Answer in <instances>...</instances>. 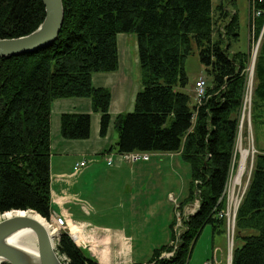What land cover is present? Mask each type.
I'll return each instance as SVG.
<instances>
[{"label":"trees","instance_id":"1","mask_svg":"<svg viewBox=\"0 0 264 264\" xmlns=\"http://www.w3.org/2000/svg\"><path fill=\"white\" fill-rule=\"evenodd\" d=\"M64 22L49 47L19 57L0 58V217L33 210L51 218V112L61 99L88 98L101 115L100 136L113 124L118 135L111 148L132 153L179 154L191 167L189 196L180 206L200 202L183 221L178 245L154 250L146 263L190 264L197 240L207 226L213 236L227 233L224 195L236 167L237 142L247 90L249 51L231 52L238 40L239 18L212 0H62ZM260 1V0H258ZM256 20L257 36L264 25ZM46 16L42 0H0V39L34 32ZM222 28V31H221ZM137 42L142 89L132 112L110 113L108 88H95L96 73L120 67L118 35ZM230 42V43H229ZM197 54L210 79L206 96L193 102L185 90L186 60ZM252 125L264 124V34L256 59ZM90 114H64L61 135L87 140ZM177 224L174 221L172 227ZM175 243L176 235L172 233ZM232 264H264V153H258L239 206ZM57 251L64 264H100L62 231ZM174 252L173 256L162 257Z\"/></svg>","mask_w":264,"mask_h":264},{"label":"rangeland","instance_id":"2","mask_svg":"<svg viewBox=\"0 0 264 264\" xmlns=\"http://www.w3.org/2000/svg\"><path fill=\"white\" fill-rule=\"evenodd\" d=\"M212 1L214 7H217L222 2V0ZM223 3L230 14L235 13L238 15L240 24L238 40L231 41V52L249 51L250 54V62L246 69L247 90L245 97H247L248 103L246 109L243 110L239 133L242 144L237 142V154L239 158L236 159V167L232 176L233 183L234 180L236 181L238 175L242 152L243 150L247 151L249 157L246 161L244 175L240 180L242 182L240 194H242L244 189L248 187L256 155L264 153V124L252 125L251 109L254 76L253 80H251L250 71L253 55L260 41L262 30L259 36H257L256 29L255 32L252 30L253 9H251L250 0H223ZM132 40L127 45V51L133 52L134 56L138 54V49L137 46H134ZM117 41L120 58V37ZM185 70L190 81L189 87L185 91H188L194 102L196 82L200 78H203L206 84H208L210 79L197 54L192 55L186 60ZM134 72V87L137 88L140 85L142 89L141 84L138 83V80H140V66L138 62L135 63ZM117 139V131L112 124L107 134V140L111 142V146L113 147ZM111 157L113 158V165L109 166L108 159ZM82 161H87L89 166L97 163L104 167L103 171L98 172L96 176L92 177L94 188L91 199L85 200L83 198L81 200L82 203L89 206L91 215L87 219L92 225L110 230L133 232L136 244L140 249L138 253H143L144 255L150 244H155L159 248L170 244L173 229L176 227L177 230H174V233L177 241L173 246L177 247L179 237L183 231V223L181 224V221L186 220L187 216L191 214L190 211L197 206L198 201L196 199L189 206L187 212L182 211L178 207V205H182L188 198L192 181L191 167L180 155L171 157L169 154L149 153L148 160L140 159L137 162L131 163L123 160L113 149L111 152L100 155L79 154L74 159L66 160L65 164L74 166L77 162L80 163ZM116 166H120L121 171L113 172L112 170ZM131 190H133L132 193ZM170 193H172L175 201L170 198ZM180 214L181 220L179 226L177 227L176 224L173 228L172 225L174 221L178 222ZM47 224L50 225L52 223L50 220H47ZM53 227L57 230V234L62 233L63 230L57 222L53 224ZM73 232L75 231L73 230ZM222 235L224 234L213 236L212 226L205 227L194 246L190 264H204L211 260L216 247L221 248L219 256H224L225 259L229 252L228 234L226 233V236L223 238L221 237ZM61 259L65 260L63 257Z\"/></svg>","mask_w":264,"mask_h":264},{"label":"crops","instance_id":"3","mask_svg":"<svg viewBox=\"0 0 264 264\" xmlns=\"http://www.w3.org/2000/svg\"><path fill=\"white\" fill-rule=\"evenodd\" d=\"M119 37V70L116 73H96L92 77V84L95 88H108L111 91L110 113L113 118L120 113L132 112L136 95L141 90L140 85L135 88L133 82L135 79L134 66L135 63H139L138 54L133 56V52L127 51V45H129L133 36L120 34ZM132 41L136 47V39L134 38ZM138 83L141 84L140 80H138ZM51 113L50 222H57L63 231H67L71 237H75L76 245L84 249L100 264L146 263L151 258L154 250L159 249L157 245L150 244L145 255L143 253L139 254L140 249L136 244L133 232L97 227L87 219L91 215L90 209L81 200L83 198L85 200L91 199L94 188L92 177L104 170L103 165L96 163L89 166L88 164L79 173H75L74 168L78 162L74 166L65 164L66 160L74 159L79 154L100 155L111 150V142L107 140V136L104 138L100 136L101 115L93 112L92 102L88 98L57 100L52 104ZM68 113L91 115V135L89 139L66 140L62 137L61 118ZM169 155L173 157L179 154ZM112 171L119 172L121 167L116 166ZM132 192L133 190H131ZM169 196L172 198V193ZM190 205L185 206L182 210L186 212ZM224 236H226V233L221 237ZM220 250V247H216L212 259H216L222 264L230 263L233 249L229 248L225 259L224 256H219Z\"/></svg>","mask_w":264,"mask_h":264},{"label":"water","instance_id":"4","mask_svg":"<svg viewBox=\"0 0 264 264\" xmlns=\"http://www.w3.org/2000/svg\"><path fill=\"white\" fill-rule=\"evenodd\" d=\"M42 2L46 12L42 24L29 35L13 39H0V58L35 53L56 41L64 22L63 1L42 0ZM255 64L256 57L253 61V76ZM29 212L34 213L35 211H12L9 216H5L7 214L5 213L0 217V264H28L16 249L7 243L11 236L25 230L32 231L36 238L38 260L35 264H64L57 251L61 234L53 235L41 220L32 217V215L21 214Z\"/></svg>","mask_w":264,"mask_h":264},{"label":"built area","instance_id":"5","mask_svg":"<svg viewBox=\"0 0 264 264\" xmlns=\"http://www.w3.org/2000/svg\"><path fill=\"white\" fill-rule=\"evenodd\" d=\"M250 2H251V9H253L252 10V12H253L252 30H253V32H255V29H256L255 22H256V20L258 18H260L263 15V12L257 8V2H262V0H260V1H258V0H250ZM263 34H264V25H263V28H262L261 37L259 39L260 41L258 42L257 49H256V51H255V53L253 55V61H254L257 53H258V49L260 47V43H261ZM250 71H251V80H253V75H252L253 74V72H252L253 71V62H252V66H251ZM206 87H207V84H206V81L203 78H200L196 82L195 88H194V96H195V100L198 103H201V101L205 98V96H206ZM246 98L247 97H245L244 109H246V105L248 103V99H246ZM238 142H240V144H242L241 135L238 138ZM120 156L123 158V160H125L127 162H131V163L137 162L140 159H145V160L149 159V154H146V153H132V154H125V155H120ZM88 164L89 163L87 161H82L80 163H77L75 168H74L75 173H79L82 169L86 168ZM108 165L109 166L113 165V158L112 157L108 159ZM233 173H234V169L231 172V176H230L229 182H228V184L226 186V189H225V192H224V195L226 196V209L223 210L222 212H220L219 215H218V217L220 219H224L226 221L228 240H229V248L231 250L234 248V232H235V226H236L237 211L239 209V206H240V204H241V202L243 200L244 194L246 192V189H244L242 194H240V192H241L240 189L242 188V182L241 181H240V184H235L234 183L235 180L232 183ZM236 191H238V193H236ZM171 199L174 200L173 197ZM199 206H200V202L197 201V206L193 210L190 211L191 214L188 215L187 218L189 216L195 214L197 212V210L199 209ZM178 207L180 209L179 205H178ZM181 214H182V212H181ZM181 214L178 217L177 227L179 226V223H180V220H181L180 219ZM54 223H56V222H53L52 224H50L51 227H53ZM182 223L183 222L181 221V224ZM53 228H55V227H53ZM174 230H177V228L175 227ZM72 238H73V240L75 239V237H72ZM170 245H174V243L171 242ZM173 254H174V252L164 253L162 255V257L169 258V257L173 256ZM204 264H222V263H220L216 259H212V260L207 261ZM228 264H231V262L228 263Z\"/></svg>","mask_w":264,"mask_h":264},{"label":"bare ground","instance_id":"6","mask_svg":"<svg viewBox=\"0 0 264 264\" xmlns=\"http://www.w3.org/2000/svg\"><path fill=\"white\" fill-rule=\"evenodd\" d=\"M242 150V147H241ZM249 157V153L247 151L242 152V159L240 163V168L238 171V175L236 177L235 184H240V180L244 175L246 161ZM11 213H7L5 216H9ZM22 215H32V217L41 220L46 224L47 229L53 235H57V230L47 224V221L42 219L41 216L37 215L36 213H21ZM8 245L16 249L23 258L27 261L28 264H35L38 260V252H37V242L35 235L30 230L21 231L13 236H11L7 240Z\"/></svg>","mask_w":264,"mask_h":264}]
</instances>
